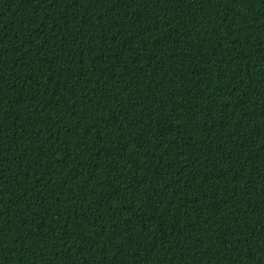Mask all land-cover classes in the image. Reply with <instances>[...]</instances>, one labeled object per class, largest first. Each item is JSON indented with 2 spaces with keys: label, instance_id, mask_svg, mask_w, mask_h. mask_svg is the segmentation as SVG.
I'll list each match as a JSON object with an SVG mask.
<instances>
[{
  "label": "trees",
  "instance_id": "trees-1",
  "mask_svg": "<svg viewBox=\"0 0 264 264\" xmlns=\"http://www.w3.org/2000/svg\"><path fill=\"white\" fill-rule=\"evenodd\" d=\"M0 264H264V0H0Z\"/></svg>",
  "mask_w": 264,
  "mask_h": 264
}]
</instances>
